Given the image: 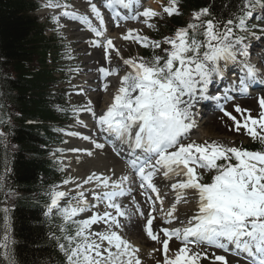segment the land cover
<instances>
[{"label":"snow or ice","instance_id":"1","mask_svg":"<svg viewBox=\"0 0 264 264\" xmlns=\"http://www.w3.org/2000/svg\"><path fill=\"white\" fill-rule=\"evenodd\" d=\"M44 7L60 9L52 16L56 31L64 27L60 23L64 17L78 21L93 34L90 46L102 48L109 65L98 69L101 91H109V77L118 79L105 109L97 112L91 100L71 109L75 122L84 127L80 113L90 114L95 132L84 136L68 133L89 144L67 151L92 156L94 150L111 144L117 156L125 154L120 172L109 168L79 180L69 176L62 184L74 188L63 191L55 185L50 190L45 215L58 214L63 221L61 236L55 238L64 264H142L141 250L126 237V225L121 221H130L132 215L144 221L146 236L162 245L164 257L157 264H201L203 260L229 264L225 254L242 256L247 264H264V94L255 97L257 116L239 104L233 103V111L226 107L257 90L264 93V67L254 65L249 52L255 29L264 33V27L251 23L257 8L264 11V0H238L227 17L201 8L191 14L186 26L162 39L132 27L120 33L121 40L152 49L149 59H125L108 34L109 24L121 29L124 22L143 18L144 25L154 28L156 18L181 15L180 0L161 3L159 11L143 7L142 0H88L86 12L66 0H47ZM102 7L110 14L107 19ZM259 19L264 24V16ZM157 49L162 54H157ZM113 53L119 58L116 67L111 66ZM64 58L72 59L70 48L66 47ZM119 61L122 76L118 75ZM200 101H214L221 119L227 118L235 131L243 130L258 140L261 149L250 151L217 140L201 143L191 139L192 130L198 127L194 109ZM7 135L0 130V142ZM100 138L104 142H99ZM7 171L5 168V174ZM205 172L214 173L210 182H205ZM5 185L6 175H0V187ZM129 197L132 210L121 200ZM180 204H192L194 213L178 212ZM2 211L6 230L0 237V255L6 264H17L7 231L9 209ZM157 212L163 213L166 226L154 225L157 216L153 213ZM87 213V218H78ZM94 225H102V230H93ZM173 238L181 243L174 253L170 248ZM217 250L225 254H217Z\"/></svg>","mask_w":264,"mask_h":264},{"label":"trees","instance_id":"2","mask_svg":"<svg viewBox=\"0 0 264 264\" xmlns=\"http://www.w3.org/2000/svg\"><path fill=\"white\" fill-rule=\"evenodd\" d=\"M237 2L187 0L196 11L208 7L213 15L223 17ZM37 5L36 0H0V117L4 120L0 130L8 133L0 142V175H6L5 188L21 193L7 228L17 264H64L55 238L61 236L62 221L45 217L43 205L48 200L45 189L61 181L46 158L48 146L55 143L52 130L68 115L57 110L64 108L65 99L54 65L47 63L54 46L31 15ZM178 21L165 17L161 38L172 35L180 27ZM2 195L0 187V203ZM3 223L0 216V237ZM0 264H6L2 255Z\"/></svg>","mask_w":264,"mask_h":264},{"label":"rangeland","instance_id":"3","mask_svg":"<svg viewBox=\"0 0 264 264\" xmlns=\"http://www.w3.org/2000/svg\"><path fill=\"white\" fill-rule=\"evenodd\" d=\"M72 1H74V0H72ZM72 1L70 0V1H66V2L73 6ZM45 4L46 3H43V5H45ZM84 5H86V4H84L82 2L81 6H84ZM154 5H156L155 0L147 3V5H145L144 7H152L153 8ZM158 7H159V5L157 4L156 9H158ZM49 10H51V9L45 7L44 11L39 12L37 14V16L40 18V22H45L48 19V17H50V22L52 23V25L47 27L46 32H45L46 36L47 37L58 36V38H62V40H63L62 42L65 45V47H63L62 51L59 53L57 58L59 60L58 61L59 68H62V70L65 72L64 76L66 77L68 75H71V77L74 78V81H73L72 85L70 86V91L68 93V99L70 101V102H68V104L72 108L76 107V105H77V107H80L82 105L87 104V102L89 100H91L92 106L94 107V109L97 112H100L101 109H105L106 106L111 102L112 96L115 92V88L112 85H111L112 87L110 86V89L108 92L100 91L97 87L98 83H102L100 77H96V76H101L98 69L101 66L107 67V65H108L107 61L104 58L103 49L102 48H94V47L90 46L89 42H87V36H86V35H88L87 33H84L81 31L82 32L81 37H78L77 33L79 31L76 32L77 28H75L74 31L71 32L72 34H74V36H73L74 39L72 40L69 37L68 29L65 26H67L68 24L72 25L75 22L74 20H69L67 18L61 17L60 23L63 24L64 27L62 29H60L57 33V31H55L56 25L52 21L53 15L49 12ZM103 12H105V8H103ZM187 19L190 21L189 17H187ZM152 23L155 24V27L152 29H156L158 26L157 21L153 20ZM258 25L264 27V24H261L260 19H259ZM258 30H259V27H258ZM122 31H126V30H124L123 27L121 29H115L112 31V36H113V42L117 45V47L122 49L123 57L126 59V58H129V56H132V57L141 56V53H142L144 48L138 44H132L130 42L123 41V40L121 41L118 34H120ZM259 32H260V30H259ZM148 36H150L149 33H148ZM262 39H264V35L262 36ZM260 40H261V38H259L258 41L253 43V46H252V44H250V54H251V51L252 52L255 51V49L258 48V46L260 44L264 43V40H262L261 43H259ZM118 41L120 44H117ZM66 47L70 48L72 50V59H65L64 58ZM81 47H83V48L80 49ZM259 55L260 54H255V53L253 55H251V57L254 58V61H252V63L254 65L256 63L257 67L263 66V62L258 63V61H259V59L264 58V56L260 57ZM89 57L92 58L91 62H93V65L89 63V61L87 59ZM118 59L119 58L115 57V55L113 53V65L114 66H117L116 61ZM119 64L121 65V70L118 73V75L122 76L124 74L122 61H119ZM68 67H71V69H74L75 71L70 72ZM85 71L89 72V73L91 72V75H92V77H94V80H88L87 81V83H88L87 85L89 86L88 88H81V86H84V84L86 83V81L83 80L84 76L86 75ZM113 79L116 80L117 77L116 76L111 77V80H113ZM117 81H118V79H117ZM94 86H96V87H94ZM84 87H86V86H84ZM80 89H83V92H81ZM71 100L72 101L76 100V105L75 104L73 105ZM197 105H196V108L198 110ZM205 106H206V102H203V101L200 102V109L205 108ZM241 107L251 109L253 116L258 115V101L256 98H253L250 101L247 100V102L244 101V103L241 102ZM228 110L233 111V107H230ZM200 111L201 110H199V113H200ZM201 113H202V111H201ZM201 113L199 115H201ZM233 114H235V112H233ZM216 115L217 114H215V112L211 115V117H212L211 119H213V120L210 123H209V121L211 119H209L207 121L206 120L207 118H204L207 122L203 123V122H201V118H199V119L197 118L198 120H200V122H199L196 119L197 122L201 123V127H199L197 132L193 136H191V139L197 140L198 142H201V143H202L203 139L217 140L219 142L229 144V146L236 145L238 142L247 143L250 140L251 136L247 135V133L245 131L242 130L240 132H237L234 130V127L231 125L232 121L228 120L227 118L221 119L222 115H219L218 117H216ZM79 117L81 120H82V117H84L83 124H86L87 127H84L82 124H77L75 121L71 125H68V130L64 131L65 132L64 138L67 141V143H65L63 148H62L65 150L64 151L65 155L60 159L54 158V156L52 157V160H56L58 162L59 168L64 169L63 173L66 175V177L71 176L77 180L86 177L87 175L91 174L94 171L95 172H99V171L101 172L102 171L99 168L100 164L97 163V158L96 159L93 158L94 155L88 156L84 153H74V152L67 151V149H70L72 147H80L81 145L79 142H80V140H82V139H80L79 136L68 135V133H77L78 132V133H80L81 136H84V135H89L90 133L95 132V129L93 127V122L90 120V119H92L90 114L82 112V113H80ZM88 118H89V122H88ZM205 123H206V125H205ZM230 128H232L233 130H229ZM96 153L97 152H94L95 156L98 155ZM114 154L111 155V157L118 159V161H121ZM105 155L107 157L110 156V154H105ZM111 157H109V158H111ZM105 159L107 160V158H105ZM115 159H112V160L115 161ZM112 164L114 165L113 162H112ZM118 165H120L119 162H118ZM96 166H98V167H96ZM115 167H119V166H115ZM122 169H123V167H122ZM78 171L81 173H78ZM69 173L72 175H69ZM210 177H211V175H207L206 173H204L205 182H207ZM70 186L74 187V185H72V184ZM69 189L70 188L67 187V188H63V189L61 188L59 190L68 191ZM9 195H13V194H9ZM121 200H122V202H129L130 197L129 198H121ZM194 211H195V208L191 207L185 212V214L191 215L194 213ZM102 227H103L102 225H99V226L94 225L93 230H102ZM125 234L132 237L131 239H133L134 241L136 240V242L138 240L137 238H139V240L141 239L140 236L135 238L132 234H128V232H126V231H125ZM139 243L140 244H136V245L141 249L142 243L140 241H139ZM145 246L151 247L150 244L145 245ZM155 246H156L155 244H152V250H153V248H158V246H156V247ZM143 247H144V245H142V248ZM157 254L158 253H155L150 257L151 258L150 264H156L157 263V258H158ZM228 262H229V260H228ZM237 262H235V264H238ZM202 264H204V263H202ZM243 264H247V263H243Z\"/></svg>","mask_w":264,"mask_h":264},{"label":"bare ground","instance_id":"4","mask_svg":"<svg viewBox=\"0 0 264 264\" xmlns=\"http://www.w3.org/2000/svg\"><path fill=\"white\" fill-rule=\"evenodd\" d=\"M93 2H96V0H93ZM84 4H86V5H84V6H82L81 7V10H82V12H86L87 11V9H88V2H84ZM79 5H81V3L79 4ZM101 10L103 11V7L101 8ZM59 11H60V9H53V13L54 14H57V13H59ZM107 11V10H106ZM95 22V21H94ZM113 30H115V28H114V26L112 25V24H109V35L110 36H112V31ZM72 31H74V30H72ZM79 31V32H78ZM76 32H78L77 33V36L78 37H81V30H79V29H77L76 30ZM73 36H74V34H73ZM113 37V36H112ZM258 41V40H257ZM253 43H255V42H252L251 44H252V46H253ZM117 44H120L119 43V41L117 42ZM83 47H81L80 49H82ZM88 59V61H89V63L90 64H92L93 65V62H91V60H92V58L91 57H89V58H87ZM264 61V59H259V61H258V63H260V62H263ZM112 67H116V66H114L113 64L111 65ZM107 67H109V65H107ZM109 79L111 80V77H109ZM100 81V80H99ZM112 81V85H118V81H117V79L115 80V79H113V80H111ZM98 84H100V83H98ZM97 84V85H98ZM111 86V85H110ZM94 87H96V86H94ZM112 87V86H111ZM115 88V87H114ZM99 89V88H98ZM100 90V89H99ZM101 91V90H100ZM257 94H264V93H258L257 92ZM200 102H202V101H200ZM203 102H206V106H205V108H209V109H211L212 110V113H211V115L215 112V114H217V111H218V109H217V107H216V105H210V103H207L208 101H203ZM213 104H215V102H213ZM205 105V104H204ZM198 106V105H197ZM200 108V107H199ZM198 108V110H197V108H195L194 109V111L196 112V119L198 118L199 119V117L201 116V115H199L200 113H201V111H200V113H199V110H201V109H199ZM201 114H203V113H201ZM199 116V117H198ZM212 118V117H211ZM197 119V120H198ZM199 122H200V120H198ZM199 122H197L198 123V127L197 128H199V127H201V123H199ZM205 125H206V123H205ZM80 145L81 146H88V144H89V142L88 141H84V140H80ZM110 146H111V144H109ZM94 152H97L96 150H94ZM97 154V153H96ZM120 157L122 158L123 157V159H124V157H125V154H121L120 155ZM94 159H96L97 158V163L99 164V163H101L102 162V164H100V166H99V168L101 169V168H106V169H109L110 168V165H108L107 163V160L105 159V158H103V157H101L100 155L98 156V155H96L95 156V154H94V157H93ZM97 164V165H98ZM112 166V168L111 169H115L117 172H120L121 170H122V167H115L113 164L111 165ZM78 173H81V172H79L78 171ZM172 198V196H171V194H170V196L168 197V199H171ZM168 199H166L167 201H168ZM125 231L126 232H128V234H132L135 238L138 236H140L141 237V234L143 235V232H142V224H141V221L137 218V216H135V215H132V218H131V220L130 221H127L126 222V227H125Z\"/></svg>","mask_w":264,"mask_h":264}]
</instances>
